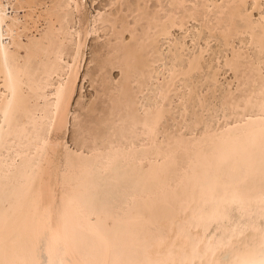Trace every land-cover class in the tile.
<instances>
[{
  "label": "bare ground",
  "instance_id": "6f19581e",
  "mask_svg": "<svg viewBox=\"0 0 264 264\" xmlns=\"http://www.w3.org/2000/svg\"><path fill=\"white\" fill-rule=\"evenodd\" d=\"M149 1L0 0V264H264V0Z\"/></svg>",
  "mask_w": 264,
  "mask_h": 264
},
{
  "label": "rangeland",
  "instance_id": "374dc122",
  "mask_svg": "<svg viewBox=\"0 0 264 264\" xmlns=\"http://www.w3.org/2000/svg\"><path fill=\"white\" fill-rule=\"evenodd\" d=\"M87 1V5H86V9L84 10V12H85V14H88L90 17H92V16H94V15H96V13L98 14V12H102V11H104V12H111V8H112V11H114L115 10V8H113V6H111V2L113 1V0H111V2H110V0L108 1V0H94V2H93V0H86ZM132 3H134L136 0H130ZM163 1H165V0H163ZM213 1V0H212ZM211 1V2H212ZM215 1H217V3H222L223 2V0H215ZM215 1H213V2H215ZM222 1V2H221ZM156 3H157V0H150L149 1V5H152L151 7H153V6H155L156 5ZM164 4H166V1L164 2ZM188 5L190 4V6L192 5L191 3H187ZM125 7V6H124ZM123 7V9H124V13L122 12V14L123 15H125V16H127V15H129L127 12H129V11H127V7H125L124 8ZM166 7H168V5H166ZM251 7H252V4H248V10H254V11H252V13H253V19L255 20V21H257V19L259 20V15L260 14H264V1H262V4L260 3V9L258 10V9H251ZM100 9H101V11H100ZM105 9L106 10H108V11H105ZM126 9V10H125ZM103 12V13H104ZM121 14V15H122ZM264 16V15H263ZM129 19H130V21L131 20H133V17H129ZM202 20L200 19V20H193V19H191L190 21H189V23L187 22L186 23V26L187 27H185V29H189L188 30V32L186 33V30H185V32H184V30L183 29H180V28H178V27H175V28H173L172 29V31H171V33H172V35H171V37H170V39L168 40V39H166V40H162V44L164 45V53H165V55H166V63L167 64H169V63H171L170 62V58H171V56H172V50H175V47H174V43H177V41L179 42V41H181V42H184L185 41V44H186V53L187 54H190V53H192V52H195V51H199V49H200V45L202 46V47H204V48H207V49H209L207 52L208 53H204L205 55H204V60H206V64L208 65V64H210L208 67H207V65H206V68L207 69H205V72L204 73H202V77H199V75H198V79L200 78L201 80H200V82L198 83L199 84V87H200V89H201V91L203 90L204 91V95L206 94V97L207 98H210L211 99V101L212 102H216V99H217V102H219V100H218V97L215 99V97H216V94H217V96H218V94H219V96L220 95H222L223 93V90L225 89L224 87H226V86H229V84H232V88H234L235 86H236V81L234 80V78H233V72L232 71H230V70H228L227 71V68L225 67L224 69H223V67H222V65L220 64H218V62H216L217 60L215 59L216 57H217V54H219V55H221L220 53H222V54H225L226 53V48L223 46V43H222V41H220V37L218 36V32H216L214 35H215V37L213 36L211 39H210V41H209V45H208V47H207V44H206V42L204 41V39L205 38H208L207 36H209L210 37V33L205 29V28H203L202 27ZM203 28V29H202ZM205 30V31H204ZM200 32H201V34H200ZM98 36H100V38H97ZM102 36V37H101ZM219 38H217V37ZM125 37H126V39H129V32H126L125 33ZM201 37V38H200ZM200 38V39H199ZM185 39V40H184ZM198 39V40H197ZM218 39V40H217ZM104 42V44H103V42ZM106 41H107V36H105L104 35V33L102 32V30L100 31L99 30V32H97V33H91L90 35H89V37H88V40H87V48H86V52H87V55H86V61H85V63H84V66H83V69H82V71H84V72H86V71H88V69L90 68L91 69V71L90 72H92V70L94 69V68H96V62L95 61H92V58L95 56V54H94V52H95V50L94 49H92V48H94V47H96L97 49L99 48V47H101V46H103V45H105L106 44ZM200 43V44H199ZM221 43V44H220ZM237 45L238 47H242V44L239 42V40H236L235 39V43H234V45ZM241 44V45H240ZM99 47H98V46ZM235 45V47H237ZM237 47V49H239ZM247 49V48H246ZM245 49V50H246ZM171 50V51H170ZM194 50V51H193ZM227 53H229L228 55H230V50H228L227 51ZM94 54V55H93ZM216 55V57L214 58V56ZM231 56V55H230ZM92 57V58H91ZM212 58H214V59H212ZM215 62H214V61ZM91 61V62H90ZM87 62V63H86ZM88 63H90V65L88 64ZM86 64V65H85ZM87 65H88V67H87ZM216 65H217V68H218V71L220 70V72H217V74L218 73H220V75H218V79H219V82L220 83H218V85H219V87H218V91H220V92H217V93H215V97L213 96V94L210 92V91H207V90H209V89H207L208 88V86H207V78H206V75H205V73H209V72H211V68L212 67H216ZM95 66V67H94ZM217 68H215L216 70H217ZM226 69V70H225ZM86 70V71H85ZM95 70V69H94ZM207 70V71H206ZM213 70H214V68H213ZM116 72V73H115ZM120 74H119V70L118 69H116V70H114L113 71V76L114 77H120L119 76ZM203 75H204V77H203ZM231 80V81H230ZM232 80L233 81H235V82H232ZM82 81V80H81ZM80 81V82H81ZM228 82V83H227ZM230 82V83H229ZM81 83H83L84 85V87H83V94L85 95L84 96V98H85V100L87 101V100H89L91 97H92V95L94 94V88H93V86L92 85H90L91 83H90V81H88L87 79L85 80V81H83V82H81ZM81 83H79V88H78V92H76V96L78 95L79 96V89H80V85H81ZM227 84V85H226ZM224 85V86H223ZM221 86V87H220ZM221 88H223V90H220ZM227 88V87H226ZM207 89V90H206ZM202 91V92H203ZM208 93H211V94H208ZM89 95V96H88ZM77 96V97H78ZM214 97V98H213ZM220 98V97H219ZM75 103V102H74ZM74 103H73V105H74ZM69 136H70V134H69Z\"/></svg>",
  "mask_w": 264,
  "mask_h": 264
}]
</instances>
